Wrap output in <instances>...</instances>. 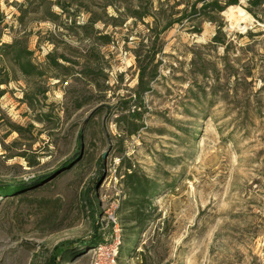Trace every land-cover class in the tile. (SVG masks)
<instances>
[{
	"label": "rangeland",
	"instance_id": "1",
	"mask_svg": "<svg viewBox=\"0 0 264 264\" xmlns=\"http://www.w3.org/2000/svg\"><path fill=\"white\" fill-rule=\"evenodd\" d=\"M22 1L0 0V42L21 37L43 70L54 46L76 63L40 79L11 72L1 87L0 188L24 190L0 193V264H49L57 245L91 235L90 205L100 246L119 241L116 264H264V5L254 9L261 22L244 1L234 6L249 16L243 32L221 13L200 21L199 34L190 23L160 34L156 77L137 99L133 50L150 48L154 33L130 18L83 32L89 38L34 16L19 27ZM162 1L170 14L175 0ZM99 35L111 43L98 47ZM128 167L154 186L142 227L126 205ZM73 254L59 264L104 262L94 249Z\"/></svg>",
	"mask_w": 264,
	"mask_h": 264
},
{
	"label": "trees",
	"instance_id": "2",
	"mask_svg": "<svg viewBox=\"0 0 264 264\" xmlns=\"http://www.w3.org/2000/svg\"><path fill=\"white\" fill-rule=\"evenodd\" d=\"M240 1H244L247 4L244 8L246 12L259 22L262 21L257 18L254 9L263 6L264 0H224L222 2L219 0H175L174 5L170 8V14L163 10L164 1L161 2V0L158 1L159 6L157 8L153 7L152 0H23L22 3L14 4L19 13L14 19L19 27H24L25 21L30 17H38L39 21L49 22L54 25L57 31L66 32L67 35L72 33L74 29L81 30L82 38H89L83 32L85 33L97 25L107 26L108 21L112 22L113 27H120V24L128 18L133 19L135 22H141L149 34L154 33V40L151 42L150 48L140 43V47H135L133 50L138 70L136 97L140 99L142 94L150 91L148 79L153 80L156 77L157 66L153 63L155 55L161 53V48L156 50V43L160 34L174 25H183L184 23L192 24V31H194L192 33L199 34L200 29H196V27H198L200 21L206 20L213 23L216 16H219L229 7L238 6ZM55 8L59 10L58 13L54 12ZM109 9L112 10L114 16L108 13ZM82 13L87 14L89 17L85 23L77 24V17ZM62 18L64 19L61 20ZM148 18L152 19L151 24L143 22ZM4 20V16L0 12V27L3 25ZM161 22H164L163 26H161ZM116 24L119 26H116ZM218 27V32L220 33L221 25ZM3 28L11 30V28L6 26ZM147 38V41H151L150 35ZM47 41L54 46L52 38H48ZM96 41L99 42L98 47H104L111 43V37L109 35H99ZM212 42L216 45H224L217 36H214ZM142 50H145L147 54L141 56ZM96 56L99 57L100 53L97 52ZM32 57L33 52L27 49L21 37H12V42L9 44L0 42V96L3 93L1 87L7 86L12 81L10 80L11 72L17 71L24 78L40 79L45 76V69L68 73L69 68L63 64L76 63L64 54H57L55 46L52 52L45 55L46 64L44 70L33 62ZM24 98L27 99V94L24 95ZM28 105L30 106L29 103ZM138 116L139 113L133 111L132 118L136 119ZM135 131L131 130L129 134L133 135ZM80 146L81 134L79 133L75 158L79 155ZM123 184L130 201H132L126 203L132 212L130 220L135 221L138 227H142L145 223L142 210L144 204L147 203L151 196L150 193L154 188L153 183L142 176H138L131 170V167H128L123 176ZM21 187L23 186L12 185L8 188H0L1 197H7L12 194L18 195L24 190ZM88 203H90V200H88ZM89 207L88 214H91L92 219L91 235L87 239L67 241L57 245L51 255L49 264H59L63 260L72 259L76 256L73 253L79 248L95 249L103 244L101 224L95 219L93 206L90 205Z\"/></svg>",
	"mask_w": 264,
	"mask_h": 264
},
{
	"label": "bare ground",
	"instance_id": "3",
	"mask_svg": "<svg viewBox=\"0 0 264 264\" xmlns=\"http://www.w3.org/2000/svg\"><path fill=\"white\" fill-rule=\"evenodd\" d=\"M222 14L230 21L231 28L241 32L245 31L250 25L249 16L239 7H229Z\"/></svg>",
	"mask_w": 264,
	"mask_h": 264
},
{
	"label": "built area",
	"instance_id": "4",
	"mask_svg": "<svg viewBox=\"0 0 264 264\" xmlns=\"http://www.w3.org/2000/svg\"><path fill=\"white\" fill-rule=\"evenodd\" d=\"M114 222V219H112ZM119 245V241L116 238L115 242H113V246L110 248V252H108V248L104 246H99L94 249V253H97L98 255H101L104 258V262L102 263L101 260L96 261L95 264H116L115 257L117 254V246ZM112 249V250H111ZM105 250H107L105 253ZM107 260V261H106Z\"/></svg>",
	"mask_w": 264,
	"mask_h": 264
}]
</instances>
